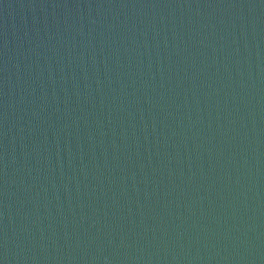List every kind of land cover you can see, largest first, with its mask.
<instances>
[{
	"label": "water",
	"instance_id": "water-1",
	"mask_svg": "<svg viewBox=\"0 0 264 264\" xmlns=\"http://www.w3.org/2000/svg\"><path fill=\"white\" fill-rule=\"evenodd\" d=\"M0 264H264V0H0Z\"/></svg>",
	"mask_w": 264,
	"mask_h": 264
}]
</instances>
